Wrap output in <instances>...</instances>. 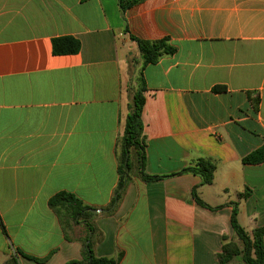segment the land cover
Listing matches in <instances>:
<instances>
[{
	"label": "crops",
	"instance_id": "obj_1",
	"mask_svg": "<svg viewBox=\"0 0 264 264\" xmlns=\"http://www.w3.org/2000/svg\"><path fill=\"white\" fill-rule=\"evenodd\" d=\"M124 19L117 0H0V264L81 260L86 230L63 232L58 193L100 211L92 251L117 264H218L234 205L246 233L264 226V162H242L264 147V0H144ZM129 35L175 48L141 71L143 172L161 179L143 182L131 150L109 208L140 72ZM59 37L79 52L53 55ZM200 158L216 169L198 196L217 210L193 200L199 177L175 175Z\"/></svg>",
	"mask_w": 264,
	"mask_h": 264
},
{
	"label": "trees",
	"instance_id": "obj_2",
	"mask_svg": "<svg viewBox=\"0 0 264 264\" xmlns=\"http://www.w3.org/2000/svg\"><path fill=\"white\" fill-rule=\"evenodd\" d=\"M118 7L123 23H125L124 15L128 9L137 5L144 0H117ZM125 33L128 34L125 28ZM129 40L136 45L137 60H134L135 66L140 63V72L137 77L138 87L132 93V102L129 106V111L125 118L124 133L120 140V155L118 159V174L119 180L115 191V198L112 200L110 207L114 206L123 193L125 187V180L127 178V172L130 169V151L133 150L137 155L138 172L143 182L157 181L161 178L147 176L143 172L144 168V135H143V123L141 115L143 106L145 103L144 92L145 83L141 71L147 65L156 64L161 58L171 56L175 53V48L170 45L169 40L162 39L157 41H146L136 39L132 36H128ZM80 50V43L78 40L72 37H59L52 40V54L55 56L75 55ZM136 59V58H135ZM225 88L216 86L212 89L215 94L225 92ZM249 100L253 105L254 111H257L259 98L251 97L249 94ZM129 155V156H128ZM244 164L257 165L264 162V147L250 153L242 159ZM216 164L210 158H200L195 160L192 164L183 168L179 173L192 174L199 177L200 184L191 189V196L195 203L209 210H217L218 208H211L198 196V189L203 186H209L213 183L214 172ZM241 194V198L247 196ZM49 209L57 217L61 229L63 232H67L73 225H83L86 230V236L81 246V260L71 261L67 264H117V260L106 257H96L92 251V243L89 238L90 234H93L94 227L91 222L94 214L90 208L87 207L81 200L69 193H58L54 195L48 201ZM111 211L108 209V214ZM236 205L233 207L230 225L233 231L235 241L231 240L225 242L219 254L216 255L218 264H231L236 260L240 261V264H264V226L254 229L251 234H248L238 224ZM24 256L20 252H15L11 255L3 264H18L17 256ZM27 257V256H24ZM29 258V257H27ZM37 263L44 262V260L30 258Z\"/></svg>",
	"mask_w": 264,
	"mask_h": 264
},
{
	"label": "rangeland",
	"instance_id": "obj_3",
	"mask_svg": "<svg viewBox=\"0 0 264 264\" xmlns=\"http://www.w3.org/2000/svg\"><path fill=\"white\" fill-rule=\"evenodd\" d=\"M132 162V158H129V163ZM233 264H240V261L239 260H236Z\"/></svg>",
	"mask_w": 264,
	"mask_h": 264
},
{
	"label": "water",
	"instance_id": "obj_4",
	"mask_svg": "<svg viewBox=\"0 0 264 264\" xmlns=\"http://www.w3.org/2000/svg\"><path fill=\"white\" fill-rule=\"evenodd\" d=\"M91 212H92L93 214H96V213H99L100 211H97V210H91Z\"/></svg>",
	"mask_w": 264,
	"mask_h": 264
}]
</instances>
